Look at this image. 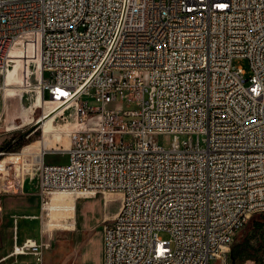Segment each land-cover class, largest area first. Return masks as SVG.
<instances>
[{"label": "built area", "instance_id": "2783aa9c", "mask_svg": "<svg viewBox=\"0 0 264 264\" xmlns=\"http://www.w3.org/2000/svg\"><path fill=\"white\" fill-rule=\"evenodd\" d=\"M14 57L79 125L65 163L42 155L40 217L56 195L119 193L102 264L231 263L264 213V0H0L1 72Z\"/></svg>", "mask_w": 264, "mask_h": 264}, {"label": "rangeland", "instance_id": "374dc122", "mask_svg": "<svg viewBox=\"0 0 264 264\" xmlns=\"http://www.w3.org/2000/svg\"><path fill=\"white\" fill-rule=\"evenodd\" d=\"M233 63L243 68L247 79L252 75L249 59L235 58ZM38 75L39 60L36 58L23 61L11 58L6 66V73L3 75L0 71V153L19 134L29 129L35 133L28 144L16 145L10 151L2 152L0 160L11 154L21 153L25 147L44 139L43 123H38V118L58 104L48 101L50 96L46 93L44 107L36 105ZM8 89H13L15 95H6ZM59 110L62 111L63 108ZM53 124L56 131L50 132L45 138L49 140L46 150L49 152L45 161L50 164L65 163L66 154L54 150L69 147V134L79 126L75 109L68 107L63 116L56 115ZM155 139L166 147L172 140L166 134H158ZM40 150L37 145L30 150L29 155L20 159L19 165L11 164L7 170H0L3 208L0 223V260L13 252L17 235L19 244L28 238L42 244L41 261L36 255L29 254L10 257L0 264H102L103 228L107 217H113L118 212L121 205L120 194L101 192L94 196L75 198L77 227L71 230L64 226L47 228L45 225L53 221L70 226L74 219L67 220L61 212L40 217L39 163L36 159ZM59 197L72 198L54 196L52 203L55 204ZM160 235L165 239L169 238L167 233L162 232ZM246 264L254 263L248 261Z\"/></svg>", "mask_w": 264, "mask_h": 264}, {"label": "bare ground", "instance_id": "6f19581e", "mask_svg": "<svg viewBox=\"0 0 264 264\" xmlns=\"http://www.w3.org/2000/svg\"><path fill=\"white\" fill-rule=\"evenodd\" d=\"M5 73H6V67L3 70V75ZM41 78H42V67H41V64L39 62V75H38V85H39V87H36V90H37L36 105L38 107H41L42 108V107H44L43 104L45 103L44 101H46V99L43 96V92H42L41 86H40ZM13 92H14L13 89H8L5 94L8 95V96L15 95V93H13ZM48 101H50V99H48ZM60 108L61 107H59L57 105L54 108H52L51 110H49V111L47 110V112H44L43 115L40 118H38V123H43V126L42 127H43V138L44 139L41 140V141H36L33 144H31L30 146L25 147L21 153L11 154V155H9L7 157H4L2 160H0V170L1 171L2 170H7L6 168L9 165H11V164L12 165L13 164L19 165L20 159H23L24 156L29 155L30 154V150L32 148H34L35 146H37V145H39L40 146V149H41L39 151V153L36 155L37 156V158H36L37 159V162L40 165V163H41V161L43 159V157H42L43 153L49 152V151H46L47 148L49 147L48 146L49 140H45V138L48 137V135H49L50 132L56 131V127L53 124V120H54L55 116L60 113V111H61V110H59ZM57 196H70V195L60 194V195H56L55 197H57ZM87 196H89V195H87ZM70 197H72V198H62V197H59L57 199L58 201H56L55 204L51 203V205H49V207L47 209L49 211L48 214H52L53 212L54 213L55 212H61L62 215H64L66 217V219L67 218L68 219L69 218H73L74 219V222L71 223L70 226H69L68 224H63L60 221H58L56 223H53L54 222L53 221V222H51V223L49 222L48 224L45 225L47 228L48 227H54V226H58V227L64 226V227H66V229H70L71 230V229H74L76 227V206L77 205H76V199L75 198H81V197H84V196H77V197L76 196H70ZM42 232L45 233L44 231H42ZM7 257H13V255L10 254ZM7 257H5L4 259H6Z\"/></svg>", "mask_w": 264, "mask_h": 264}, {"label": "trees", "instance_id": "16d2710c", "mask_svg": "<svg viewBox=\"0 0 264 264\" xmlns=\"http://www.w3.org/2000/svg\"><path fill=\"white\" fill-rule=\"evenodd\" d=\"M34 136L33 130H27L13 139L2 152L10 151L16 145H26ZM230 257V264H246L248 261L264 264V213L254 214L238 233L231 246Z\"/></svg>", "mask_w": 264, "mask_h": 264}, {"label": "crops", "instance_id": "0c3cea01", "mask_svg": "<svg viewBox=\"0 0 264 264\" xmlns=\"http://www.w3.org/2000/svg\"><path fill=\"white\" fill-rule=\"evenodd\" d=\"M2 217H3V215H2ZM107 218H110V217H107ZM2 222V221H1ZM76 227H77V224H76ZM9 256V255H8ZM7 257V256H6ZM10 257H7L6 259H3L1 262H3V261H6V260H8ZM0 262V263H1Z\"/></svg>", "mask_w": 264, "mask_h": 264}]
</instances>
